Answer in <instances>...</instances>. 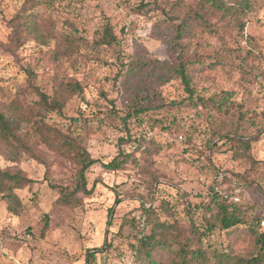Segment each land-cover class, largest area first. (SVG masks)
Wrapping results in <instances>:
<instances>
[{"label":"rangeland","instance_id":"1","mask_svg":"<svg viewBox=\"0 0 264 264\" xmlns=\"http://www.w3.org/2000/svg\"><path fill=\"white\" fill-rule=\"evenodd\" d=\"M223 1L237 6L240 0ZM248 1L249 11L238 17L240 32L234 18L202 8L201 0H0V112L17 116V136L41 159L14 157L0 145V170L33 181H6L21 202L16 214L0 188V264H85L88 250L107 242L118 250L113 253L129 254L143 204L157 208L159 222L189 231L185 205L206 203L221 172L232 178L222 192L239 189L238 203L263 215L264 0ZM196 11L217 33L192 26L183 40L192 101L165 73L141 71L131 84L121 78L132 60L174 63L167 48L173 28ZM104 26L115 41L98 46ZM62 83H77L82 92L60 112L40 109L33 90L51 96ZM222 95L227 100L213 106L210 98ZM137 103L147 110L125 118ZM234 131L254 137L245 155L236 153V139L222 138ZM65 136L94 161L86 173L90 194H79L74 207L56 203L61 190L75 188L79 169L81 150L67 146ZM113 160L121 167L112 171L105 166ZM199 213L190 219L202 229ZM45 218L48 229L40 237ZM202 240L235 258L257 251L244 231L214 230Z\"/></svg>","mask_w":264,"mask_h":264},{"label":"trees","instance_id":"2","mask_svg":"<svg viewBox=\"0 0 264 264\" xmlns=\"http://www.w3.org/2000/svg\"><path fill=\"white\" fill-rule=\"evenodd\" d=\"M205 4L208 7L215 8L221 12L223 17L228 16L235 19L237 29L240 32L243 31V24L238 26V17L247 13L250 9V3L248 0H240L237 2V6H227L223 0H201V7L204 8ZM19 17H23L19 16ZM25 17V16H24ZM22 19V18H21ZM24 25L28 27L31 33H34L39 37L40 42H43L42 35L38 36V30L30 25L28 21H24ZM192 26L200 27L209 31V33H217V30L213 25L207 23L200 15V12H194L191 15L185 16V19L181 20L179 24L174 26L173 31L175 33L174 40L167 43L170 56H173L174 63H167L158 59L149 60H132L127 64V70L121 77L122 79H129L130 81L139 77L140 72L149 70L150 73H165L178 79L184 87L187 97L190 101L193 98V91L190 88L191 76H190V59L185 52L188 50L187 42L183 41L187 39L191 32ZM115 41L112 36L109 27L104 26L101 36L96 45H111ZM203 68L211 67V64L204 65ZM133 81L130 82V84ZM136 91V90H135ZM135 91H133L135 93ZM143 91V90H141ZM33 92L38 98L37 105L45 112H60L67 99L72 95L80 94L81 88L77 83H62L59 84L58 89L49 96L38 89H34ZM223 96V95H222ZM227 100V96H223L220 99L216 97L210 98L213 106H218L222 102ZM196 101H200L205 105L204 99L197 98ZM134 113L127 114L125 118L131 119L137 117L139 114L144 113L147 109L142 108L138 103ZM19 130V121L17 116H8L4 112H0V145L4 146L9 153L17 157L20 153H26L35 160H41L39 156L35 155L32 150L24 143L21 142L17 136ZM227 141L234 139L238 142V149L236 153L239 155H245L250 150V142L254 140V137L245 139V136H237V132H227L222 136ZM65 144L67 146L74 147L81 150L78 160V175L75 188L69 192L64 193L60 191L59 197L56 203L62 206H78L80 204L79 194L88 195L90 191L87 189L86 173L93 165L94 161L89 156L86 149L80 148L75 142L64 137ZM121 141V140H120ZM139 143V141H137ZM139 147V144H137ZM136 146V148H137ZM121 155V154H120ZM126 156V155H125ZM116 160H113L105 167L109 170H116L121 166H114ZM226 173L221 172L216 177V182L210 188L209 200L201 204L190 208L189 204H186L184 210L189 215V231L178 227L177 224L159 222L156 216V209L154 206L145 207L144 204L140 207L139 223L135 228V234L133 236L134 243L130 244L129 254L123 253L124 264H264V229L260 231L257 227L264 224V211L261 217L250 215L249 208L240 203H231L223 199L220 194L215 193L214 188H218L219 191L223 189V182L228 183L231 181ZM7 182L18 183L24 182L31 184L33 181L26 178L20 171L12 172L10 170H0V188L5 192L3 196L10 204L8 210L12 214H16L17 210L21 206L20 199L12 192L13 186L6 184ZM264 200V190H259ZM153 195V194H152ZM154 198H151L153 203ZM240 201V200H239ZM119 200L115 201L118 204ZM168 206V203L162 202V208ZM198 208V209H197ZM203 225L200 229L198 225H195L191 218L193 212H198ZM134 219L130 222L133 224ZM256 226V227H255ZM149 227V228H148ZM264 227V226H263ZM48 229L47 218L43 223L40 230V237H44ZM147 229L148 232L144 233ZM214 230H217L221 235L233 236L242 233L244 231L253 240L254 246L257 248L256 254L249 258H235L229 253L216 250L213 244L210 242H203V238L210 235ZM113 252H118L114 248L111 242L104 243L100 249L88 250L85 264H98L102 255L110 256ZM165 259V260H164Z\"/></svg>","mask_w":264,"mask_h":264},{"label":"built area","instance_id":"3","mask_svg":"<svg viewBox=\"0 0 264 264\" xmlns=\"http://www.w3.org/2000/svg\"><path fill=\"white\" fill-rule=\"evenodd\" d=\"M215 193L220 194V196L227 202L237 204L240 200V191L237 188H233V191L227 194L226 192L219 191L218 188H214ZM124 257L117 253H112L110 256L102 255L98 264H124Z\"/></svg>","mask_w":264,"mask_h":264}]
</instances>
